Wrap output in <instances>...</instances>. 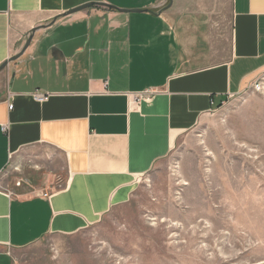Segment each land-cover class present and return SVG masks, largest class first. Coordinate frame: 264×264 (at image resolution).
I'll list each match as a JSON object with an SVG mask.
<instances>
[{
    "label": "crops",
    "instance_id": "0c3cea01",
    "mask_svg": "<svg viewBox=\"0 0 264 264\" xmlns=\"http://www.w3.org/2000/svg\"><path fill=\"white\" fill-rule=\"evenodd\" d=\"M100 1L139 11L63 16ZM168 3L0 0V65L41 26L0 70V177L26 182L0 180V264L127 203L181 135L264 73V0Z\"/></svg>",
    "mask_w": 264,
    "mask_h": 264
},
{
    "label": "rangeland",
    "instance_id": "374dc122",
    "mask_svg": "<svg viewBox=\"0 0 264 264\" xmlns=\"http://www.w3.org/2000/svg\"><path fill=\"white\" fill-rule=\"evenodd\" d=\"M15 176L5 170L1 185ZM12 264H264V92L205 114L127 203L75 234L46 235Z\"/></svg>",
    "mask_w": 264,
    "mask_h": 264
},
{
    "label": "water",
    "instance_id": "95a60500",
    "mask_svg": "<svg viewBox=\"0 0 264 264\" xmlns=\"http://www.w3.org/2000/svg\"><path fill=\"white\" fill-rule=\"evenodd\" d=\"M94 5L108 7V8H114V9H118L119 11H132V12H138L139 11L138 9H128V10L127 9H119V8H117V7H115V6L111 5V4H108L106 2L100 1V2H86V3H83V4L78 5L76 7H73L71 9H69L66 13H64L63 16H66V15L72 14L74 12L89 8V7L94 6ZM170 5H171V0H169V3H168L167 7H169ZM42 26L44 27L46 25H42ZM40 27H34V28L31 29L30 34L28 35V37H27L24 45L20 49V51L18 53H16L15 55L9 57L4 62H2L1 65H0V70H2L7 65L8 62L14 61V60L18 59L22 55V53L25 51V49L27 48V46L29 45V43L31 41L32 33L36 29H38Z\"/></svg>",
    "mask_w": 264,
    "mask_h": 264
},
{
    "label": "built area",
    "instance_id": "2783aa9c",
    "mask_svg": "<svg viewBox=\"0 0 264 264\" xmlns=\"http://www.w3.org/2000/svg\"><path fill=\"white\" fill-rule=\"evenodd\" d=\"M246 91H250V92H264V73L260 74L251 84L250 86L246 89ZM246 91H243V93H245ZM35 98L39 99V100H42V99H45L46 98V95L45 94H42V93H35L34 94ZM12 107V105L10 104L9 105V108ZM13 169L15 171H18L19 170V166L15 165L13 167ZM26 184V182L24 181L23 178H17L15 179V183L14 185L16 187H20L22 185ZM1 187V185H0ZM43 196H48L49 195L45 192L43 193Z\"/></svg>",
    "mask_w": 264,
    "mask_h": 264
}]
</instances>
